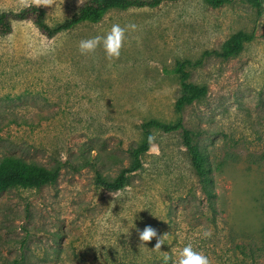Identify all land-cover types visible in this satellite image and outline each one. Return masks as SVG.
<instances>
[{"label":"rangeland","instance_id":"1","mask_svg":"<svg viewBox=\"0 0 264 264\" xmlns=\"http://www.w3.org/2000/svg\"><path fill=\"white\" fill-rule=\"evenodd\" d=\"M84 0H0V13L35 4L47 23L69 19ZM214 8L205 0L109 10L55 37L31 21L0 36V159L60 166L54 184L0 194V264H167L188 243L210 264H264V0ZM125 31L120 55L82 54L81 39ZM252 36L235 57L216 56L236 33ZM206 96L184 108L186 128L207 158L211 200L201 189L179 131L152 133L143 168L113 193L115 177L150 120L174 122V68ZM156 237L139 241L138 230ZM206 233V235H205ZM240 247V248H239ZM242 251L244 253H242ZM125 257V258H124Z\"/></svg>","mask_w":264,"mask_h":264},{"label":"trees","instance_id":"2","mask_svg":"<svg viewBox=\"0 0 264 264\" xmlns=\"http://www.w3.org/2000/svg\"><path fill=\"white\" fill-rule=\"evenodd\" d=\"M165 1L174 0H84L72 17L56 25L47 23V14L43 7L30 4L17 12L7 11L0 13V36L8 35L12 32L13 22L29 20L41 34L47 38H52L83 23H97L111 9L128 11L132 9L155 8ZM205 1L214 8L229 2V0ZM249 1L257 7L259 13L262 5L261 0ZM251 38L252 36L250 34L238 32L226 42L221 52H215L213 54L223 59L235 57L242 51L244 43L250 41ZM188 65V61L179 62L173 70L179 77L180 85V95L175 101L178 118L174 122L169 123L157 120H150L143 123L140 128L142 134L141 141L135 147L128 149V166L122 168L115 177L104 176L99 171H96L95 184L98 187H102L113 193L124 190L129 186L133 174L143 168L141 158L149 151L152 145V139L149 141V136L152 137V133L158 130L164 133L179 131L183 146L190 158L201 189L210 200L214 197V192L210 188L212 179L209 176L210 170L208 168L207 158L195 143L192 131L185 127L181 116L186 106L196 101H201L207 94V88L204 85H197V83L189 80ZM59 171V165L52 168H45L35 162H28L18 157H4L0 159V194L15 188H40L46 184H54L58 179ZM242 253L244 252L242 251ZM169 257L170 259L167 261V264H171L172 255ZM117 264L136 263L123 261Z\"/></svg>","mask_w":264,"mask_h":264},{"label":"clouds","instance_id":"3","mask_svg":"<svg viewBox=\"0 0 264 264\" xmlns=\"http://www.w3.org/2000/svg\"><path fill=\"white\" fill-rule=\"evenodd\" d=\"M135 24H128L122 27L119 23H113L110 29L104 35H95L87 39H81L78 44L79 51L84 53L93 52L98 46L102 47L106 57L117 58L120 55L122 43L125 39V31L127 29H135ZM152 137L149 136V141ZM206 235V233H205ZM156 237V242L152 249H160L163 244L161 237L157 236L156 230L151 226H145L143 230H138V238L141 243L148 242ZM143 246L146 247L143 243ZM169 256L164 257L167 262ZM172 264H210L209 257L202 251H197L191 243L183 246Z\"/></svg>","mask_w":264,"mask_h":264}]
</instances>
